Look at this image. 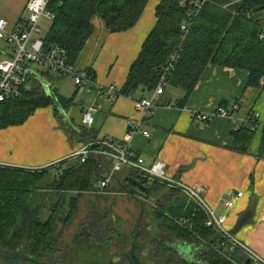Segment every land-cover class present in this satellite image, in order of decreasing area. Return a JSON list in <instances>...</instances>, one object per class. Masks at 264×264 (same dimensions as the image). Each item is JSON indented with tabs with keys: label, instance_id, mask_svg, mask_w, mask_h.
Instances as JSON below:
<instances>
[{
	"label": "crops",
	"instance_id": "0c3cea01",
	"mask_svg": "<svg viewBox=\"0 0 264 264\" xmlns=\"http://www.w3.org/2000/svg\"><path fill=\"white\" fill-rule=\"evenodd\" d=\"M27 1L0 0V20L6 21L9 30L21 24ZM159 2L160 0H149L136 25L125 32L110 33L99 18H93L92 34L79 54L76 66L88 69L97 86H115L120 90L144 40L155 27V8ZM8 55L9 46L0 40V60ZM46 73L48 72H42L40 77L32 80V89L40 87L41 92L50 95V98L58 95L65 99L77 91L74 102L69 108L59 107L56 111L53 106L38 108L22 125L0 129L1 167L52 170L57 173L67 169L74 161L71 158L72 153L83 145L79 139L71 138V132L80 127L82 112L94 106L97 111L93 115L92 126L87 129L94 140L111 137L120 143H128L144 160L145 165L163 162L168 177L179 179L189 186L204 188L205 200L214 208L216 214L226 213L228 230H225L231 232L264 261V81H261L259 88H246V72L208 66L184 108L177 105L182 93L167 87L163 96L156 97L158 107L148 116H144L137 107L139 99L143 98L140 94L135 98L119 96L107 99L95 88L88 93L76 87L71 95H67L64 90L60 92L56 87H52L49 92L42 84V77ZM143 96L147 98L151 94ZM236 103L239 111L231 119L215 118L203 123L191 117V112L211 113L221 104L231 108ZM255 113L259 115V126L247 146L246 153L234 151L231 149L234 129L240 121ZM130 121H137L149 137L145 138L141 134L130 136ZM92 160L98 163L104 174L109 166L106 159L93 156ZM132 175L127 168H123L117 178L100 191L103 194L98 191L85 193L82 201L93 195L120 196L138 207L141 220L144 210L121 187L129 179L138 180L135 174ZM100 182L101 180L95 186H99ZM153 184L157 185V189L149 193L152 201L141 200L143 209L145 207L146 210L149 206L148 210L153 209L154 212L155 202L165 205L156 211L162 217L157 222L152 220L149 223V232L163 226L160 221L164 218L170 221L168 215L171 216L174 210L183 209L185 212L191 206L182 193L171 191L159 182ZM230 192H241L244 196L235 202L231 210H226L224 202ZM51 194L59 195L55 192ZM55 200L57 203L56 198ZM83 212L85 211L82 207L79 210L81 218ZM144 241H148L153 252L149 234L145 235ZM188 254L192 258L196 257L192 251H188Z\"/></svg>",
	"mask_w": 264,
	"mask_h": 264
},
{
	"label": "trees",
	"instance_id": "16d2710c",
	"mask_svg": "<svg viewBox=\"0 0 264 264\" xmlns=\"http://www.w3.org/2000/svg\"><path fill=\"white\" fill-rule=\"evenodd\" d=\"M148 1L49 0L47 10L53 18L48 21L50 25L44 35V42L64 48L67 61L75 63L92 34L93 18H99L110 33L125 32L136 25ZM233 1L209 0L192 20L188 34L180 43V25L186 21V12L179 6L178 0H160L155 8V27L130 66L119 96L135 98L140 94L144 98L146 96L143 95L151 94L159 81L160 68L179 44V59L167 86L182 93L177 102L179 108L185 107V102L208 66L246 72L245 87L259 88L261 81H264V40L258 37L264 27V0ZM230 3L233 4L222 9V6ZM76 94L77 91L68 99L58 95L50 98L38 87L18 99H8L0 103V129L22 125L38 108L53 106L55 111L59 107L67 109L72 106ZM221 106L225 107L226 104ZM252 127V122L240 124L239 129L232 133L231 149L246 153L256 131ZM73 137L82 143L87 142L85 139L94 140L89 131L81 126L73 129ZM43 172L0 166V251H19L24 257L40 264H58L63 257L58 245L60 234H55L56 227L58 224L64 227L71 224L78 200L83 194L96 191L95 185L101 180L103 172L92 159L84 163L74 159L45 188L50 194L55 192L59 195H54L57 203L44 220L41 218V205L33 202L35 190L40 189L37 184L44 178ZM143 184L148 187V193L157 189L155 184L150 187ZM67 202V208L62 210ZM157 205L164 207L165 203L157 202ZM182 210H174L171 216L187 219L186 227L164 218L160 221L163 226L157 224L156 231H148L156 264L244 263L241 251L236 249L227 252L221 246L222 237L217 231L204 226L202 214L194 213L192 206L185 212ZM144 213L151 214L155 222L162 217L154 213L153 209L144 210ZM116 231V227L107 223L102 216L90 213L74 241L104 245L117 239ZM188 251H192L196 257L192 258ZM6 261L10 264H34L20 260Z\"/></svg>",
	"mask_w": 264,
	"mask_h": 264
},
{
	"label": "built area",
	"instance_id": "2783aa9c",
	"mask_svg": "<svg viewBox=\"0 0 264 264\" xmlns=\"http://www.w3.org/2000/svg\"><path fill=\"white\" fill-rule=\"evenodd\" d=\"M48 2L49 0H28L24 7L25 16L22 18L21 24L14 29L9 30L6 21L0 20V40L9 46V55L0 60V103L8 99H18L29 93L32 89V80L40 77L42 72L51 73L58 79L69 78L74 86L82 88L88 93L95 88L107 99L118 97L119 90L115 86L105 88L97 86L88 69L78 68L76 63L68 62L64 48L56 44H45L41 22L43 20L51 21L53 18L47 10ZM208 2L209 0H178L179 6L186 12V21L180 25L182 35L180 43L188 34L192 20L200 14ZM235 2L237 1L234 0L233 3ZM233 3L222 6V9H227ZM258 37L260 40H264V27ZM180 51L181 44L168 56L160 68L159 81L151 96L138 101V110L144 116H148L152 110L158 107L155 102L156 97L164 95L168 80L178 62ZM96 111L94 106H90L82 112L80 126L89 129ZM238 111L237 103L231 108L219 105L211 113L191 112V117L195 121L208 123L215 118L231 119ZM245 122H252L251 129L255 130L259 126V115L255 113L247 116L240 121L234 132L239 129L241 123ZM128 134L130 136L141 134L145 138L149 137V134L141 128L137 121L128 123ZM93 156L106 159L105 161L109 165L99 183L101 190L108 187L123 168H127L138 177V181L147 185L159 182L171 191L175 190L185 195L194 208V213L203 215L204 226L220 234L223 239L221 246L227 252H233L236 249L241 251L244 255L243 264L247 259L250 260V264H264L257 253L239 241L231 232L225 230L223 225L226 216L225 214L217 215L214 208L209 206L205 200V189L189 186L179 179L168 177L163 162L158 161L147 166L128 143H120L111 137H102L83 143L81 148L72 153L71 158L79 159L81 163H84L86 160L92 159ZM243 196L244 194L241 192L228 193L224 202L225 209L231 210L235 202ZM168 218L172 223L182 227H186L188 223L185 218L169 215Z\"/></svg>",
	"mask_w": 264,
	"mask_h": 264
},
{
	"label": "rangeland",
	"instance_id": "374dc122",
	"mask_svg": "<svg viewBox=\"0 0 264 264\" xmlns=\"http://www.w3.org/2000/svg\"><path fill=\"white\" fill-rule=\"evenodd\" d=\"M49 25L50 23L47 20H43L41 22L43 33H46ZM42 84L43 88H47L49 92H51L52 87H56L60 92H63L62 90L66 91L67 95H71L76 88V86L73 85L71 79H58L51 73L44 74L42 77ZM46 97H50V95H46ZM42 171H45L43 172L44 178L37 184L40 189L35 190L36 198L33 202L35 205H41V218L44 220L48 218L50 215V209L56 203V200L53 197L54 194L47 193L50 191L46 190L45 188L52 181H54V177H56L58 173L57 171L52 170H35L34 172L42 173ZM85 196L86 195L83 194L82 198L78 200L76 215L73 218L71 224L67 225L66 227L58 224L56 227L55 234H60L58 245L62 250L61 256L63 257V259L59 261L58 264H128L124 256L125 254L129 253L137 231L138 235L136 236V246L137 248L139 247L137 250V255L139 256L140 261H142V264H156L153 261V256L151 248L148 246V241L147 243L144 241L145 235H148L147 229L149 223L152 221L151 214L144 213L141 220H139L140 217L137 211L138 207H136L134 203L128 202L126 198L122 199L120 196L93 195L91 198H86L87 200L82 201L83 197ZM67 205L68 202L61 209H66ZM82 207L84 208L85 212H83V217L81 218L79 216V210ZM153 207L154 213H157L156 211L161 209L156 202L154 203ZM148 208L149 206H147L145 210L144 207L143 210L147 212ZM90 213L94 216H102L107 223L110 222L114 227H116L118 236L115 241L104 245L90 244L82 240L78 243L74 241V237L78 234L79 229ZM223 226L225 229H227L226 222ZM0 264L10 263L4 259H0ZM14 264L27 263L17 262Z\"/></svg>",
	"mask_w": 264,
	"mask_h": 264
},
{
	"label": "water",
	"instance_id": "95a60500",
	"mask_svg": "<svg viewBox=\"0 0 264 264\" xmlns=\"http://www.w3.org/2000/svg\"><path fill=\"white\" fill-rule=\"evenodd\" d=\"M121 187L128 195H130L134 200H136L139 203L142 211H143V203L141 200L152 201V196L151 194L148 193V188L142 182L138 180L129 179L128 183ZM96 191L100 192L101 188L97 186ZM134 242L132 243L130 247L128 255H126V258L130 261V264H140L139 257L135 253V243ZM0 258H4L10 261L20 260L23 262L40 264L37 261L24 257L19 251H15L11 253L0 251ZM245 264H250V260L247 259L245 261Z\"/></svg>",
	"mask_w": 264,
	"mask_h": 264
},
{
	"label": "flooded vegetation",
	"instance_id": "af4514ba",
	"mask_svg": "<svg viewBox=\"0 0 264 264\" xmlns=\"http://www.w3.org/2000/svg\"><path fill=\"white\" fill-rule=\"evenodd\" d=\"M137 236V235H136ZM134 237V243H135V253L137 254V250H138V248H137V246H136V242H137V237ZM126 255H128V254H125V256H124V258H125V260H126V262L128 263V264H130V261L126 258ZM138 256V255H137ZM139 257V256H138ZM140 260V259H139ZM140 264H142V261H140Z\"/></svg>",
	"mask_w": 264,
	"mask_h": 264
}]
</instances>
